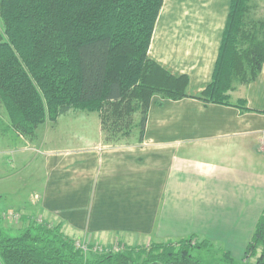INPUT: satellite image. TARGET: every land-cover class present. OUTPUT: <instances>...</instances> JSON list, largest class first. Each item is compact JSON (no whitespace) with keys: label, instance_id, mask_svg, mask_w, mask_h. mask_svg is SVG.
<instances>
[{"label":"crops","instance_id":"obj_1","mask_svg":"<svg viewBox=\"0 0 264 264\" xmlns=\"http://www.w3.org/2000/svg\"><path fill=\"white\" fill-rule=\"evenodd\" d=\"M254 2L264 13V0ZM230 4L164 0L148 56L188 84L182 98L153 96L141 141L107 144L99 112L69 111L78 128L49 127L35 152L18 148L8 159L0 147V197L9 184L10 210L24 217L18 226L41 215L74 240L103 244L194 237L245 261L264 213V65L255 80L234 84L231 104L199 98L213 79ZM7 132L15 133L1 112Z\"/></svg>","mask_w":264,"mask_h":264},{"label":"trees","instance_id":"obj_2","mask_svg":"<svg viewBox=\"0 0 264 264\" xmlns=\"http://www.w3.org/2000/svg\"><path fill=\"white\" fill-rule=\"evenodd\" d=\"M164 0H0V102L12 127L32 135L69 111L99 112L107 140L143 139L154 95L186 96L176 77L148 56ZM254 0H231L212 82L199 98L231 104L234 84L264 65V19L250 20ZM243 108L245 100H241ZM240 106V105H239ZM153 245V246H152ZM194 237L125 251L86 254L61 224H31L10 233L0 216V264H203ZM235 264L229 253L220 255ZM255 258V262L248 261ZM240 264H264V213Z\"/></svg>","mask_w":264,"mask_h":264},{"label":"rangeland","instance_id":"obj_3","mask_svg":"<svg viewBox=\"0 0 264 264\" xmlns=\"http://www.w3.org/2000/svg\"><path fill=\"white\" fill-rule=\"evenodd\" d=\"M249 18H250V20H254V21L263 20L264 19V13H262V11H260L258 8H256V6H252V8L250 9ZM1 24L2 23L0 22V33L3 34ZM1 112L6 113L4 106L0 102V113ZM72 112H75V111H72ZM60 118H62V119L59 121ZM74 122H76V121H74ZM8 123L12 127V124L10 123L9 119H8ZM49 127L50 128H54V127L57 128L58 127L57 129H59V130L63 129V131H66V132L69 131V127H73L75 129L78 128V126H73V124L70 125V119L67 117V113H66V114L59 116L56 121L46 120L41 126H39L37 128L36 132L32 135L22 134L21 132H19L16 129H14V132H15L14 135L10 134L8 132H7V134L5 133L6 135L0 133V142H3L2 144H0V147L7 146L5 151H3V152L7 153L8 159H9V155L10 156L16 155V151L18 150V148H22V147L29 148V151H30V147H31L32 153H33L36 151V149L34 147L39 146L42 137L47 133L46 130L50 129ZM102 131H103V129H102ZM74 134L77 135V137H80L82 134V131L78 129L74 132ZM103 134H104V132H103ZM70 136H72V135L70 134L68 137H70ZM103 136H104L103 139L107 144L137 143L139 140V128H135L133 135H128V136L120 135L119 138H116L113 140H107L105 134ZM2 187L7 188L6 189L7 191L2 192V196L0 197V212L3 210H7V212L2 213V215H1V217L3 218L4 227L6 228L7 231L14 234L16 232H19L25 226H28L31 224H49L50 226L57 225V222H54L51 219H48V218L40 215V216L31 217L26 225L21 226L22 225L21 224L20 225L21 227L18 226V224H20V221L24 217L21 214H20L21 216H19L18 218H14V217L9 216L10 213H13V214L18 213L14 210H10V208H11L10 203L15 202L14 201L15 197H13V196L11 197L9 194L10 193L9 184L3 185ZM3 188H1V189H3ZM6 222L9 224H7ZM195 240L199 241V239H195ZM75 242L79 248L84 249V252L86 254L119 252V251H125L126 249H128V247H134V248L135 247H138V248L150 247L151 244H154L153 242H149V243H146L143 245L129 244L128 242L124 241L121 238H117V239L112 240V242H110V243H104L103 244V243L95 240L93 237H89L86 235L82 238L75 239ZM194 253L197 257L199 256V258L202 260L203 264H227V263H224L222 261L223 258L220 256L221 254L219 253L218 249H216V248H212L210 250H203V251L195 250ZM233 260L236 261L235 264H240L236 259L233 258Z\"/></svg>","mask_w":264,"mask_h":264},{"label":"built area","instance_id":"obj_4","mask_svg":"<svg viewBox=\"0 0 264 264\" xmlns=\"http://www.w3.org/2000/svg\"><path fill=\"white\" fill-rule=\"evenodd\" d=\"M10 217H14V218H18L19 216H21L19 213H16V214H13V213H10L9 215ZM81 247V246H80ZM83 249V248H82ZM84 250V249H83Z\"/></svg>","mask_w":264,"mask_h":264}]
</instances>
